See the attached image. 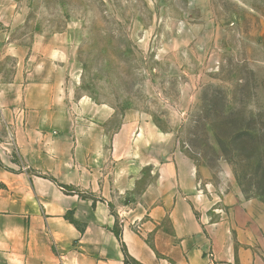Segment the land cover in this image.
I'll return each instance as SVG.
<instances>
[{
	"label": "crops",
	"instance_id": "1",
	"mask_svg": "<svg viewBox=\"0 0 264 264\" xmlns=\"http://www.w3.org/2000/svg\"><path fill=\"white\" fill-rule=\"evenodd\" d=\"M7 34L0 264H264L257 198L182 151L143 155L162 133L136 113L111 139L67 102L57 40L23 45Z\"/></svg>",
	"mask_w": 264,
	"mask_h": 264
},
{
	"label": "rangeland",
	"instance_id": "2",
	"mask_svg": "<svg viewBox=\"0 0 264 264\" xmlns=\"http://www.w3.org/2000/svg\"><path fill=\"white\" fill-rule=\"evenodd\" d=\"M263 28L264 0H0L9 40L62 46L84 118L113 139L136 113L162 133L143 155L182 151L264 209Z\"/></svg>",
	"mask_w": 264,
	"mask_h": 264
},
{
	"label": "trees",
	"instance_id": "3",
	"mask_svg": "<svg viewBox=\"0 0 264 264\" xmlns=\"http://www.w3.org/2000/svg\"><path fill=\"white\" fill-rule=\"evenodd\" d=\"M119 235V234H118Z\"/></svg>",
	"mask_w": 264,
	"mask_h": 264
}]
</instances>
